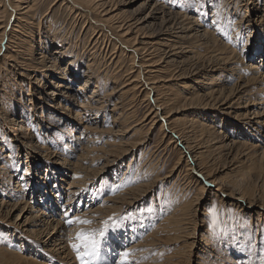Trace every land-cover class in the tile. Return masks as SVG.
Returning a JSON list of instances; mask_svg holds the SVG:
<instances>
[{
  "label": "rangeland",
  "instance_id": "374dc122",
  "mask_svg": "<svg viewBox=\"0 0 264 264\" xmlns=\"http://www.w3.org/2000/svg\"><path fill=\"white\" fill-rule=\"evenodd\" d=\"M37 2L39 4H35L32 14L36 20L35 28L41 34L35 32L37 34L34 35L35 39H30V45L31 51H34L32 55L36 59L40 60L41 53L44 52L43 62L45 63L40 67L33 64L30 68H18L13 61L3 60V57H0L1 197L4 196L5 200L9 201L11 193L17 196H14L16 200L24 196L25 202L29 201L35 207L44 208L57 218L65 213L63 218L61 216L62 221L69 216V210H72L73 215L79 216L84 215L81 212H85L87 220L92 221V226L88 224L91 230L107 227L108 231L101 242L100 255L96 264H102V262L114 264V261L119 259L117 253L125 250L134 253L129 259L133 262L138 261L139 264H185V262L188 264V259L194 264H232L233 261L238 264H264V222L258 221L263 218L249 214L252 212L242 210L233 199L219 195L216 193L217 186H210L204 179L203 184L206 190L197 201L199 186L203 184L200 181L198 184L195 181L196 178L192 180V183L190 179H187L190 176L193 177L190 175L193 172H190V166L186 162L187 160L192 162V158L186 153L182 154L178 145L180 140L176 137L172 140L173 134L168 133L170 138L164 137L161 132V122H163L161 118L159 122L157 121L158 124L152 121L153 111L156 108L153 109L150 101L154 105L151 98L153 95H158L157 91L151 93V98H148V94L141 86L132 93H127L123 89L124 80L122 79L125 78L126 73L130 72L133 58L124 52H118L114 60L113 48H109L108 45L109 49L106 51L104 41L97 40L98 35L102 33L103 39L111 41L115 39L114 34L112 35L100 24L90 26L86 18L87 16L94 18L84 12L80 14L82 16L76 12L77 16L74 15L75 13L71 12L72 9L64 0H37ZM159 2L169 9L173 7L171 9L173 12L180 13L186 20H183L184 26L195 22L203 25L213 35L204 45L197 42L198 38L188 40L185 38L184 44L193 52L183 54L180 61L174 60L176 62L169 64L171 70L174 71L178 67L186 73L185 79L170 82L173 87L172 92H177L181 97L171 105L173 112L179 111L174 118L180 125H190L192 121L198 123L200 120L207 125L216 126L218 131L222 132V137L228 138L227 143L247 137L251 139L248 141L250 145L260 144L264 141V133L252 131L232 113V110L227 111L230 114L220 113L215 109L203 108L201 105L203 102L201 106L191 108L189 101L185 103L183 97H193L194 89L201 92V86L205 82L210 84L217 82L218 84H215L218 87L223 85L226 88L232 87L238 83L239 77L248 79L252 76V73L246 71L244 64H249L250 61L253 64L263 63L264 59L258 57L261 56V50L264 52V22L260 24L261 28L255 27L250 38L246 28L249 27L247 21L250 17L254 20L264 13V0H223L224 3H221V0H159ZM249 2H252V5H249ZM125 3L126 1L120 0L118 6ZM6 4L10 5L8 0H0V17H2L0 20L3 21V25L10 26L9 31L15 21L16 13ZM253 6L260 12L255 15L256 17L250 12ZM120 9L118 12L125 15L130 16L136 13L135 19H138L139 23L144 20L145 13L142 10L138 11V5L120 7ZM11 14L13 17H10ZM35 28L32 30L34 31ZM149 31L150 29H146L143 33L148 34ZM56 34L60 35L55 38ZM214 40L223 43L227 50L221 51V47L214 44ZM75 45H78L79 56H76ZM255 48L257 50L254 53L255 59L243 60L244 54L247 56L249 53L248 56H250L251 50ZM56 50L61 51L64 56L58 64H52L50 58L59 56L58 54L53 56ZM230 51L236 54L233 53V56ZM222 52L223 55H221ZM91 54L94 55L96 62L101 63L102 68L98 64L90 68L88 59L93 57H90ZM218 54L232 58L236 55L235 74L230 71L231 68L223 66L222 63H209V57ZM159 55L157 54L155 60L157 64L161 61ZM194 57H201L205 64H195L194 61L198 59L195 60ZM36 66L39 69L35 68ZM259 67L264 69V66ZM60 70L65 74L66 80H63V83H60L62 82ZM118 71L119 73L115 75ZM154 77H159L156 81L169 80L166 74H154ZM149 78L150 76L147 79ZM83 79L89 81L87 92L79 90L77 85ZM104 79L107 81L105 82ZM152 79L149 83L155 82L154 78ZM73 80L71 85L70 81ZM58 83L63 87L55 93L56 96L53 99L50 94H53L52 89ZM68 86H72V90H68L66 88ZM145 86L147 89L148 86ZM251 86L255 90L248 94L249 97L241 98L239 101H236L238 98L233 100L235 109L243 110L248 98L255 103L251 107L256 106L260 100L264 101L262 86L255 84ZM205 87L208 86L205 85ZM212 87L214 88L215 85ZM256 91L259 93H255ZM241 92L239 97L244 96L245 91ZM200 95H203V92ZM83 97H86V104ZM215 97L217 98V95ZM74 105H78V109ZM112 111L115 115L111 113ZM118 114L119 117H117ZM97 117L96 122L89 124L88 121H94ZM125 118L126 122L123 120ZM154 122L155 126L148 137L142 138L146 130L138 131L137 125L150 128ZM22 124L30 132L22 129ZM127 129L128 134L121 138L120 133ZM110 130L116 133L118 131L119 135L115 137L107 132ZM132 144L137 146L129 148ZM123 145H127L124 149L126 152L120 151ZM236 148H227L226 141L222 143L216 137L214 144H209L210 150L205 151L206 157L208 156L209 170L213 171L215 178H219L220 188L228 194L232 192L233 184H235L234 186L240 189L241 193L249 188L256 193L260 191L264 193V186L260 187V182L264 181V158L260 160L261 155L254 154L255 150L251 151L248 147ZM52 156L56 158L53 160ZM61 157L65 160L64 165L61 164V168L57 167L59 164L54 166L53 162ZM108 160L112 161V165L101 170L102 167H106ZM87 170L101 171L99 175L97 173L94 176L86 172ZM222 178L224 183H221ZM71 181L77 184L80 181L79 185L82 184L81 186L85 187L83 191H80V195L76 191H72L73 195H70L71 191L66 190ZM257 181L259 182L254 187ZM145 186L147 189L143 193L140 189ZM55 193L59 196L58 198ZM42 195L53 197L50 206L38 202ZM195 209L198 211V228L192 238L196 237L199 244L190 249L187 248L189 243L184 241V237L189 233L187 230L192 227L187 229L188 225L184 226L179 220L183 217H192ZM7 210L9 209H4L3 213ZM214 211L218 215L219 227H214ZM188 213L192 215L187 216ZM17 214L18 212L15 215ZM89 214L92 215L91 218ZM3 216L4 214L0 213V254H4V262L41 264L42 260L39 261V258L34 255L40 252L33 251L35 245L32 240L28 241V238L13 226L14 216L6 218V213L5 219ZM72 229L73 227H67L65 233L70 243ZM86 229L82 230L86 231ZM175 229L178 231L175 232ZM76 237L77 235H74L72 242L78 243ZM74 243H71L69 247L74 256L73 264H80L77 253L72 247ZM204 252L207 253L204 254ZM208 253L211 255L208 256ZM44 264L54 263L45 262Z\"/></svg>",
  "mask_w": 264,
  "mask_h": 264
},
{
  "label": "bare ground",
  "instance_id": "6f19581e",
  "mask_svg": "<svg viewBox=\"0 0 264 264\" xmlns=\"http://www.w3.org/2000/svg\"><path fill=\"white\" fill-rule=\"evenodd\" d=\"M36 1L37 0H8L10 5H7V4L6 5L8 6V8L10 7L11 9H13V12L16 13V18L14 19L15 21L12 23L11 29L8 31V28L10 26L8 27L6 25H3V21L0 20V57H3V60H9L11 62L13 61V64H16L18 68H30V67H33L32 66L33 64H37L40 67L43 65V63H45V62H43L45 59L44 52L41 53L40 60L36 59L35 56L32 55L34 53V51H31L32 46L30 45V39L31 38L35 39L34 35L37 33L41 34L40 31H38V29L35 28L37 26L35 24L36 20L32 14L34 7H35V4H39L38 2L36 3ZM65 1L67 2L66 4H69L68 6L72 9L71 12L79 13V15L83 14L82 12H84V13H87L88 15H91L94 19H92L90 16L89 17L87 16V18L85 17L86 20H88L90 26H91V24H93V25L94 24H100V25L106 27L112 33V35L114 34L113 36H115V39H111V41L103 39L102 33H101V35L99 34L98 37L96 35V37L98 38L97 39L98 41L101 39L104 41V45L106 46V51H108L107 49H109V48H113L114 51L112 53L113 54L112 58L116 57L115 55H117L118 52H121V53L124 52V53H126L127 56H131V58H133V64H131L130 72L126 73L125 78L122 79V80H124L123 81V84H124L123 89L127 93H132L135 89H139L141 86L142 89L145 90V92L148 94V98L149 97L151 98V93L153 91H154V93L157 91L158 95L157 96L153 95V98H151V99H153L154 105L150 101V104L153 107V109L156 108L153 111L154 115L152 117V121H155L156 124H158L157 121L159 122V120L161 118L163 121V122H161L162 123L161 132L164 135V137L170 138L169 134L170 135L173 134V135H171L174 137V138L171 137L172 140H174L175 137L180 140V143H178V145L180 146V148L183 152L182 154L186 153L187 155H189L192 158V162L189 160H187L186 162L190 166V172H193L190 174V175H193V177L190 176L187 179H190L189 181L192 183V180H194L196 178L195 181L198 184L200 182L203 184V179L207 180L209 182L210 186H212V187L217 186L216 193H218L219 195L222 194V196H227L230 200L233 199L234 202L242 208V210H244V211L248 210V211L252 212L249 214H254V215H258L259 217H262L263 219H261V220L259 219L258 221L264 222V193H261V191L259 193H256L255 190H250V188H249V190L248 189L245 190L244 193H241L240 192L241 190L238 189L236 186H234L235 184H233L232 192L227 194L225 191H223L220 188V184H219L220 180H218L219 178L218 179L215 178V176L213 175L214 174L213 171L209 170V167H208L209 162L207 161L208 156L206 157V153H205L206 150H210L209 144H214V141L217 137L218 140L220 139V141L222 143L224 141H226V147L227 148L232 149V148H236L239 146L248 147V149H250L251 151L255 150L254 154L258 153L259 156L261 155L259 157V159L263 160V158H264V141H261L260 144H257L256 146H254L253 144L250 145L248 142L251 139H247V137L246 138L241 137V140L238 139V140H235L234 142L231 141V142L227 143L228 138L222 137V132L218 131L216 126L207 125L206 123H203L200 120H198L199 121L198 123H195V121H192V123H190V125H188V124L187 125H184V124L180 125L178 123V120L176 118H174L175 115L179 111L173 112L171 109V105L174 102L178 101L179 98H181V97L179 96V94L177 92H175V93L172 92L173 87L171 86L172 84L170 82L173 83L175 81L185 79L186 73H185V71H183V69H180L178 67H176L177 69H174V71H175L174 72L173 70H171L172 68L169 64H173V62H176L174 60H179L181 58V56H183V54H190L191 53L192 50L190 49V47H186V45L184 44L185 38L187 40L192 39L194 37L198 38V40L196 39L197 42L200 43V45H204V44H206L207 39H209L211 36H213L211 34V32L206 30L203 27V25L198 24V23L196 24L195 22L194 23L192 22L191 25L185 24V26H184L183 20H185V19L182 18L181 14L177 13V12H173L171 10L173 7L171 9H169V7L164 6L163 3L160 4L159 0H123V1H126V3L123 5H119V6H118V2L120 0H64V2ZM229 1H231V0H229ZM222 2H223V0H221V3ZM132 5H138V11L142 10L145 13V17H144V20H142V23H139L138 19L137 20L135 19V17L137 16L136 13L129 16V15H125L122 12H120V13L118 12L119 10H121L120 7L132 6ZM227 5H228V3H227ZM249 5H252V2H249ZM2 8H3V6H2ZM215 9H216V7H215ZM250 12H252L251 13L252 16H255L258 13H260L256 9L255 6H253V8H252V10H250ZM76 13L74 15L77 16ZM80 16H82V15H80ZM10 17H13V15L11 14ZM0 18H2V17H0ZM100 19H102V21H100ZM39 22H40V20H39ZM39 22H38V27L40 26ZM247 22H248L247 26H249V27H247L246 29H247V32L249 33V38H250L252 31L255 30V27L261 28L260 24H262L264 22V13L260 17L257 16L256 19H254V20H252L250 17V19ZM146 23H148V25ZM8 24H10V22ZM96 26H99V25H96ZM102 26H100V27L102 28ZM155 27H157V28L155 29ZM34 28L36 31L32 30ZM101 28H100V30H101ZM106 28L104 30H106ZM146 29H150V31L148 32L149 35L147 33H143V31ZM35 32H37V33H35ZM105 34H106V32H105ZM58 35H60V34H56L55 38H57ZM263 37H264V35H263ZM214 44H218L219 47H221V51L227 50L226 46L223 45V43L218 42L217 40H214ZM108 45H109V48H107ZM93 46L94 45H92V47ZM2 48H4V49H2ZM40 48L42 49V46ZM74 48L76 49V52H77L76 56H79L78 45H75ZM87 49H85V50H87ZM256 51H257L256 48L251 50L250 56H248L249 53L247 54L248 57L246 56V54H244L245 56L242 55L244 57L243 60H246L247 58L250 60L255 59L254 53ZM230 52L232 53V55H233V53H235L234 51H230ZM73 53H74V51H73ZM73 53H72V55H74ZM95 53H94V55H95ZM260 53H261V56L258 58L264 59V52L261 50ZM11 54H13L15 57L12 56ZM57 54L59 55L58 57L50 58V62L52 64H58L59 60H61V57L64 56L61 53V51L58 52L57 50L54 51L53 56H55ZM92 54L90 55V57L91 56H93V57L88 59L89 60L88 64H91V65H89L90 68L92 69L94 64H96V66L98 64L102 68L103 66H101V63L98 61L96 62L94 59V55H92ZM157 54H160L159 58H161V61L158 64L155 61L157 58ZM221 55H223V52ZM234 58H236V55ZM234 58L229 57V56L228 57L219 56V54H218V55H213L212 57H209V60H210L209 63L210 64H211V62L212 63L214 62L213 64H221L222 63L223 66L226 65L227 68H231L230 71L235 74L236 68L234 66ZM63 59H62V61H63ZM96 59H97V57H96ZM194 59L195 60L198 59V61H194L195 64H202V65L205 64V61H203L201 57H194ZM114 60H115V58H114ZM181 63L182 62H180V64ZM162 64H164V65H162ZM259 66H264V61H263V63H260V64H253L251 61L249 64H244V68H246V71L252 73V76L249 77L248 79H245L243 77H239L238 83L232 87H229V88H226V86H224V85L221 87L220 86L218 87V86H216V84H218L217 82H215L216 84L215 83L212 84L213 82L211 84L208 82H205L204 85L201 86V92H200V90L194 89V91H192L193 97H190V98H187L186 96L183 97L185 100V103L187 101H189L188 104H190L191 108H193L197 105L198 106L203 105V108L215 109L217 112H220V113L221 112L228 113L227 111L232 110V113H234L235 116H237L240 120H242L244 122V124L249 126L252 129V131L257 132L259 134L260 133L262 134V133H264V101L263 100L258 101V104L256 106L251 107L255 103H253L252 100H250L251 98H248V100L245 102L246 106L243 108V110H239L238 108L235 109V107H233V103H234L233 100H236V98H238L236 101H239L241 98H243V99L247 98L250 96L248 94L252 93V91L255 90V89H252V86H251L252 84L260 85V86H262V90H264V69L260 68ZM208 67H210V66L208 65ZM35 68H38V67L36 66ZM110 69H109V71H110ZM221 69H223V68H221ZM122 71H123V69H122ZM61 73H62V70H60L59 75H60L61 80H62V82H60V83H63L64 82L63 80H66V79H65V74L64 73L61 74ZM117 73H119V71L116 72L115 75ZM154 74H157V75L166 74L169 77V80H166V81L163 80L162 81V79H160L159 81H156V79H158L159 77H157V78L154 77ZM105 76H107L106 72H105ZM105 76H103V77H105ZM149 76L151 79L154 78L155 82L149 83L151 81L150 78H149L150 80L147 79ZM108 78H109V76H108ZM110 78L112 79L111 76H110ZM104 80H105V82L107 81L106 79H104ZM80 81H82V82L77 84V85H79V87H78L79 90L87 92L89 89V87H88L89 81L87 79H83ZM207 81H209V80H207ZM212 81H214V80H212ZM73 82H74V80L72 82L70 81V84L72 85ZM197 82L201 83V81H197ZM145 85L148 86L147 89L145 88L146 87ZM159 85H162V86H159ZM205 85H207L208 87H205ZM214 85H215V87L213 88L212 86H214ZM62 87H63V85L58 83L57 86H55L54 89H52L54 92H53V94L51 93L50 96L52 95L53 99H54V97L56 96L55 93H57V91ZM66 88L68 90H72V86H68ZM242 90L245 91L244 96L241 95L242 97H239V95L242 93L241 92ZM113 91H114V88H113ZM202 92H203V95H200V94H202ZM255 93L258 94L259 91H256ZM64 94H66V93H64ZM215 95H217V98L215 97ZM201 96L204 97L205 100ZM232 96H233V99H232ZM83 98H84V101L86 104V100H85L86 97H83ZM202 102H203V104H201ZM227 102H229V103H227ZM78 105L80 106V104H78ZM78 105H76V106L74 105V107L76 109H78ZM81 105H83V104H81ZM260 105H263V106L260 107ZM111 113H113V111ZM119 114L117 117L120 116ZM228 114H230V113H228ZM97 120H98V117L95 118L94 121L90 120L88 122H89V124H91L93 122H96ZM123 120H125V122L127 121L126 118ZM116 121H117V119H116ZM143 122L144 121H142V123ZM155 122L151 125L150 128H146V127L137 125L139 127L138 131L139 130L140 131L146 130L145 134L143 133L142 138L148 137L149 132L155 126L154 125ZM165 127H167V128H165ZM22 129H24L26 132H30L29 129H27V127L23 124H22ZM107 132L108 133L110 132L111 134L115 135V137L119 135L118 131H117V133L114 130H110ZM128 132L129 131L127 129L125 132L124 131L121 132L119 136L122 138V137L126 136L128 134ZM193 136H195V137H193ZM191 139H193V140H191ZM263 139H264V135H263ZM143 140H145V139H143ZM135 146H137V145L132 144L129 148H133ZM126 147H127V145H123L121 147L120 151L126 152V150H124ZM195 147H196V149H195ZM236 149H238V148H236ZM50 156H51V154H50ZM54 158H56V156L53 157V160H54ZM53 163H54V166H57L55 164H59V166H57V167L61 168L60 165L61 164L64 165L65 160H64V158L61 157V158L55 160ZM106 163H107V161H106ZM76 165L79 166V164H76ZM110 165H112V161L108 160L106 167H102L101 170H103L105 168H109ZM231 167H233V166L231 165ZM72 170H73V168H72ZM101 170H98L97 172L87 170L86 172H89V173H91V175L96 176L97 173L99 175ZM225 170H228V168H225ZM79 172H80V170H79ZM92 172H94V173H92ZM71 176H73V175H71ZM223 179L224 178L221 179V183L223 182ZM63 181H66V180H63ZM72 181H73V179H72ZM82 181H83V179H82ZM73 182L68 184V187L66 188V190L71 191V193H69L70 195H73L72 191H76V193L79 194L80 191L84 190L85 187L81 186L82 184L79 185V182H78V184L73 183ZM258 182L259 181L255 182L254 187L257 186ZM260 184H261L260 187L263 188L264 181L263 182L261 181ZM204 185L205 184L199 186L197 201L201 198V196L204 194V191L206 190ZM230 185H231V183H230ZM146 189H147V187L145 186V187H142L140 190H142V192L144 193V191ZM136 190H138V189H136ZM55 195L57 196L56 193H55ZM1 196L2 195H0V198H1V200H0V213H2V215L4 214V216H3L4 219H5V213L7 215L6 218H11L12 216H14L13 226L15 228H17L20 232H22V234H24V236H26L28 238V241L31 242V240H32V243H34V245H35V250H33V251L34 252H40V253H34V255L36 258H39V261L42 260L41 264H44L45 262H48V263L52 262L54 264H73L74 263V256H72L71 249H69L70 244L74 243V241L72 242V239H73L74 235H77L80 231H83L85 228H87L89 230H91V229L89 228L88 224L82 225L79 223H73L70 226L66 221L69 217H72V216H74V218H72L73 220H75L76 218L87 219L86 218L87 213L86 214H85V212L82 213L80 210L81 214H84V215L79 216V215H73L71 213L72 210H69V213H68L69 216L68 217L66 216L67 218L65 217L66 220L63 219V221H64L63 222L61 219L63 218L65 213H63V215H61L62 218H61V216H60V218H57L56 215L51 214L48 210H46L44 208L35 207L29 201L25 202L24 196L20 197L18 199L19 201L14 199L15 198L14 196H16V195H14L13 193H11V196L9 197V199H11V200H9V201H6L5 197L4 196L1 197ZM60 196H61V194H60ZM53 197H54V195H53ZM53 197L51 195H42L38 202L40 204L45 205V206H50L53 202ZM58 197L59 196H57L56 198H58ZM67 198H69V197H67ZM66 202H67V200H66ZM67 206H68V204H67ZM4 209H9V210H7V211H5V213H3ZM197 209H198V207H197ZM197 209H195V211L193 212V215H192V213L191 214L188 213L187 216L192 215V217H189V218L183 217V218H181V220H179L180 223L183 224L184 226L188 225L187 229L190 226L192 227V229L187 230V233L189 232L188 233L189 236L187 235L186 237H184V241L189 243L187 248H190V249H192L193 247H196L197 244H199L198 243L199 240L195 239L196 237L192 238V237H194L195 231L198 228V224H197L198 211H197ZM63 211H65V210L63 209ZM76 211H78V209ZM16 212H18L17 215H15ZM253 212H255V213H253ZM91 216L92 215H90L89 217L91 218ZM172 216H174V215L172 214ZM95 219H96V217H95ZM172 220H173V218H172ZM175 222H176V220H175ZM67 227H69V228L73 227V229L70 231L71 232V235H70L71 236V243L69 242L70 239L67 240V238H66L65 233L67 231ZM87 229H86V231H88ZM176 231H178V230L175 229V232ZM2 243H4V241H2ZM7 250L9 251V249H7ZM205 253H207V252H204V254ZM210 253H208V256L211 255ZM216 255H219V253H216ZM31 256H32V254L30 255V257ZM20 258L24 259L22 257H20ZM31 259H32V257H31ZM185 259H186V257H185ZM200 259H201V257H200ZM0 264H14V262L5 263L4 262V254H0ZM185 264H186V262H185ZM188 264H194V263H191V261H189V259H188ZM232 264H238V262L233 261Z\"/></svg>",
  "mask_w": 264,
  "mask_h": 264
},
{
  "label": "snow or ice",
  "instance_id": "6c2138e0",
  "mask_svg": "<svg viewBox=\"0 0 264 264\" xmlns=\"http://www.w3.org/2000/svg\"><path fill=\"white\" fill-rule=\"evenodd\" d=\"M67 215V213H66ZM214 215V227H219L218 215L213 213ZM70 226L73 223H79L82 225L91 224L92 221L87 219L76 218L73 220L69 217L66 221ZM107 221L105 224L107 225ZM223 229L221 228V231ZM108 231L107 227L99 229V230H90V231H81L77 234L76 240L78 243H74L72 245L73 249L77 253V257L80 260V264H96V261L100 255L101 242ZM119 259L118 261H114V264H139L138 261L133 262L129 259L130 256L134 255L129 251H121L117 253ZM102 264H106V262H102Z\"/></svg>",
  "mask_w": 264,
  "mask_h": 264
}]
</instances>
